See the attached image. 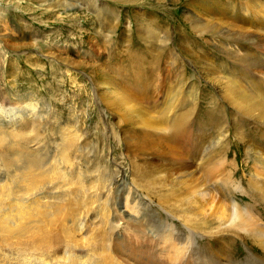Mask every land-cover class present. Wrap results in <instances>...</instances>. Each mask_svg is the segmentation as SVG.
Here are the masks:
<instances>
[{
    "label": "bare ground",
    "instance_id": "6f19581e",
    "mask_svg": "<svg viewBox=\"0 0 264 264\" xmlns=\"http://www.w3.org/2000/svg\"><path fill=\"white\" fill-rule=\"evenodd\" d=\"M68 1V9L85 6L84 9H91L97 16L105 12L112 18L110 22L119 18L111 5L100 10L94 0ZM170 1L182 6V0ZM198 2L205 12L213 13V20L194 13L190 17L191 30L201 42L208 36L217 40L219 43L213 47L224 59L201 55L197 47L202 43L173 42L170 28L164 32L156 22L145 26L150 34L147 37L153 61L141 72L132 73L135 79L128 89L119 86L110 75L92 78L100 92L98 98L103 105L102 114L107 116V128L110 126L115 143L125 146L124 153L120 154L128 157L132 148L133 158L144 161L138 165L134 160L130 180L111 165L117 164L114 159L102 158L106 148H96L94 143L86 145L89 133L79 128L75 117L72 124H58L55 128L59 130H55L49 128L48 116L41 113L37 104L0 101V121H8L0 126V264L221 262L218 263L216 253H204L196 245L191 231H186L190 236L183 238V231L169 229L167 221L162 233L145 238L143 234L136 237L135 232L122 235L121 220L116 219V215L122 216L124 222L136 225L139 212L153 210L154 207H147L137 195V192L153 190L155 186L151 185L157 182L153 173L165 174L164 178H193L204 171V164L194 166L204 156L200 155L203 151L197 139V111L203 93L200 94L199 79H205L219 94L218 99L209 97L206 110L210 123H216L221 131L217 145L226 142L228 118L237 130L246 123L256 125L264 137V0H233L224 5L219 0ZM216 4L220 5L223 15L214 12ZM100 123L95 127V137H101L104 130ZM239 132L245 137L243 129ZM213 150L211 147L207 151V163L213 162ZM81 152L82 159L92 163L90 177L75 162ZM258 166L255 165V174L264 176V168ZM120 177L124 181L116 186L115 180ZM165 202L161 200L155 208L164 210L162 205L168 206ZM223 208V218L228 222L249 223L251 216L240 206ZM94 213L98 217L92 221ZM142 230L145 233L146 229ZM226 264H230L228 260Z\"/></svg>",
    "mask_w": 264,
    "mask_h": 264
},
{
    "label": "rangeland",
    "instance_id": "374dc122",
    "mask_svg": "<svg viewBox=\"0 0 264 264\" xmlns=\"http://www.w3.org/2000/svg\"><path fill=\"white\" fill-rule=\"evenodd\" d=\"M67 1L60 0L56 3L55 0H0V101L37 104L41 113L47 114L49 128L55 130H59V127L55 128L58 124H72L75 117L79 128L89 133L86 145L94 143L96 148H106L102 158L109 157L117 164H122L117 166L111 163L116 170L122 172V176L125 174L130 180L134 160L138 165L144 161L133 158L132 148L128 157L121 155L125 146L118 143V147L110 126L107 128V116L102 114L103 105L98 98L100 92L92 78L97 76L102 79L101 75H110L119 86L128 89L135 79L132 73L141 72L142 68L146 69L153 61L150 38L147 37L150 34L146 27L156 22L160 23V29L164 32L170 28L173 42L187 45L202 43L197 47L201 55L210 59L214 56L223 58L222 53L213 47L214 43H219L217 40L208 36L201 42L198 35L191 30L193 25L190 17L194 13L211 20L213 13L205 12L204 7L199 6L200 0H182L180 7L169 0H94L100 10L111 5L117 11L119 18L113 20L117 23L114 24L105 12L97 16L91 9H84L85 6L82 9H68L69 3H73ZM202 1L212 3L213 0ZM219 1H222L223 5L233 2ZM216 5L214 12L219 16L223 15L218 7L220 5ZM143 29L145 34L142 33ZM141 65L144 66L140 67ZM188 67H191L190 64ZM199 80L200 94L203 93L197 111V139L199 138L201 147L199 149L203 151L200 155L204 156L198 159L194 166L204 164V171L198 172L193 178H164L165 174L153 173L157 178L156 185H151L155 186L151 188L154 191L146 190L148 193L144 191L143 194L137 192V195L149 208L157 207V203L163 199L168 206L162 205L164 210L153 208L150 213L139 212L136 218L139 219L137 223L140 227L137 223L136 226L124 222L122 216L116 215L118 221L123 220V223L119 221L122 224L120 233L130 236L135 232L133 235L136 237L146 235V238L162 233L164 228L169 227L174 231H183V238H186L190 236L187 232L191 231L196 245L204 253H216L219 257L218 263L221 261L219 264H226V260L230 264H264V176L255 174L256 164L257 167L260 164L264 168L263 131L250 123L243 125L247 142L245 137L240 136L239 130L242 132V129L234 128L228 118L226 142L221 141L217 145L220 136L218 133L221 131L216 123H210L206 110L209 108V97L218 99L219 94L205 79ZM7 122L6 119L0 121V126ZM99 122L103 124L104 130L101 131V137L97 138L93 133L96 132L95 127ZM50 147L54 149L53 145ZM211 147L214 148L215 157L213 162L207 163V151ZM82 153H79L80 158L75 162L85 172V176L90 177L92 163H86V160L82 159ZM120 156L122 159H119ZM204 157L207 159L203 161ZM122 179H116L114 184H122ZM234 205L240 206L251 216L248 220L250 224L232 223L223 218V207ZM93 216L91 220L95 221L98 216L95 213ZM151 222L153 225L150 227L148 225H151ZM165 223L168 224L167 227L163 225ZM142 224L146 226L142 227ZM147 228L152 230V233ZM142 229H146L145 233Z\"/></svg>",
    "mask_w": 264,
    "mask_h": 264
}]
</instances>
